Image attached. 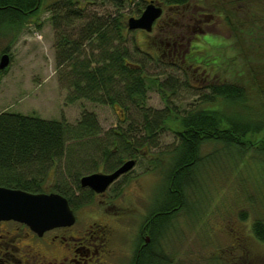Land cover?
<instances>
[{"label":"rangeland","instance_id":"1","mask_svg":"<svg viewBox=\"0 0 264 264\" xmlns=\"http://www.w3.org/2000/svg\"><path fill=\"white\" fill-rule=\"evenodd\" d=\"M56 1L42 0L38 11L28 17L23 26L10 31L1 30L0 58L7 54L10 62L7 70L0 73V111H16L45 119L58 120L64 117L67 122L74 124L82 110L86 109L95 113L100 126L99 135L93 139H102L109 129L119 125L120 119L124 118L120 125L124 127L129 118H137L139 111L123 101L109 105L93 103L84 98L73 102L69 100L72 61L60 60L62 49L56 45V32L50 21V8ZM148 1L135 0V4L124 10L125 22L129 17L137 16V7L142 9L141 5L144 6ZM213 1L190 0L180 7L163 6L159 23L150 33L126 30V44L133 53L130 61L143 64L146 72L158 81L164 79V70L166 75L173 70L164 67L171 60L186 69L189 67L187 79H180L181 82H187L186 87H180L176 95H171V106L179 114L201 107L216 110L220 116L225 113L238 117L241 113L247 114L243 111L249 106L254 112L248 114L260 112L261 115L264 107V0H247L246 3L234 5L215 0L216 7ZM90 2L86 5L81 3L84 17H105V13L113 10L100 0ZM194 12L202 14L201 22L188 21V16ZM227 19L231 21L230 25ZM182 22H190L196 30L190 28L183 35L177 32L174 35L172 30H178ZM82 24L83 20L68 26L62 25V29L67 30L72 39ZM168 34L182 38L181 42L176 43L175 58L170 57V50L161 49ZM172 44L175 43L169 45ZM88 47L87 43L82 46L85 53ZM135 47L139 52L135 51ZM157 59L160 61H155ZM202 78H206L205 82L209 85L201 83ZM151 82L145 95V106L152 110L163 109L165 100L156 89L157 83ZM224 82L243 86L247 104H229L220 97L213 104L198 100L199 93L209 90L205 88ZM177 121L179 119L175 117L170 119L168 129L158 135L159 149L148 146L139 153L128 175L120 177L109 188L106 202L98 197L77 210L76 227L84 228L94 221L105 222L110 227L109 251L105 258L107 264H131L136 253L135 246L149 236L146 228V232L140 233L141 227L154 198L163 193L172 161L169 149L177 141L172 130H182ZM261 136L264 137V129L256 135L249 134L242 138L241 142H246L248 146L244 145L243 150H239L240 155L223 146V143L208 142L200 146V157L212 155L206 157L208 159L200 166L196 183L185 190L188 211H179L159 240L160 249L169 257L170 264H221V261L229 264V259L239 257L242 251H246L255 264L264 262V242L259 241L252 232L253 222L264 220L262 161L250 147L251 143H259ZM69 141V145L73 143ZM87 146L83 152H76L80 155L79 165H73L71 173L76 171L84 174L89 171L87 167L92 168L93 163L87 158L92 155L96 145ZM160 150H166V153L160 154ZM158 157L157 164L155 160ZM57 166L58 170L52 168L44 181L46 192L52 191L50 189L56 175L59 179L65 172L70 174L66 169L67 158L61 159ZM96 171H102V166ZM5 227L11 231L10 237L19 248L32 245L46 254L37 244L31 243L24 229L19 228L17 231L14 224L1 225L0 235L4 233L2 229ZM2 240L0 238V243ZM56 244H59L58 255L64 256L70 250V246L67 249L58 241ZM21 255L25 259L24 253Z\"/></svg>","mask_w":264,"mask_h":264},{"label":"trees","instance_id":"2","mask_svg":"<svg viewBox=\"0 0 264 264\" xmlns=\"http://www.w3.org/2000/svg\"><path fill=\"white\" fill-rule=\"evenodd\" d=\"M153 1L161 2L163 6L180 7L190 0ZM223 1L234 5L246 3L247 0ZM41 2L42 0H0V34L2 29L10 31L23 26L27 18L38 11ZM82 2L84 5L91 4L90 0H58L50 8V21L56 32V45L62 49L60 60L72 61L73 76L69 80L72 87L69 100L73 102L84 98L93 103L109 105L123 101L138 108L139 114L135 119L129 118L124 127L120 126L124 118L120 119L119 125L109 129L102 139H93L100 133V126L93 111L83 109L74 124L67 122L64 117L58 120L45 119L16 111H0V186L31 193L46 192L44 181L49 177V171L52 168L57 169L56 164L67 158L66 169L70 174L65 172L59 179L56 175L51 192L62 194L72 206L75 203L76 191L79 192V197L90 200V195L81 191V177L97 172L99 166H102V173H110L124 161L135 160L148 146L159 149L158 135L168 129V121L175 117L179 119L177 122H180L182 130L171 129L177 137L176 144L169 149L172 156L171 166L166 174L163 193L154 198L143 224L144 230L148 229L150 242L145 247L138 245L140 249L134 254L131 263L170 264L171 260L160 249L159 240L166 226H170L173 217L182 209H185L184 213L188 211L185 190L196 183L200 166L204 164L206 157L212 155L200 157V146L208 142L223 143V146L240 155L244 145H247L246 142L242 143L241 139L249 134L256 135L264 129V107L261 115L260 112L250 115L248 113L254 111L247 106L243 111L247 114L241 113L238 117L225 113L220 116L216 110L201 107L179 114L175 107L171 106V95H176L180 87H186L187 82H181L180 79H187V69L171 60L164 67H170L174 71L171 70L166 75L164 70V79L158 81L146 72L143 64L130 61L133 53L126 44L125 33L128 28L124 10L135 4V0H100L113 9L105 13V17H84ZM136 4L138 6V3ZM145 5L141 7L144 8ZM213 5H217L215 0ZM143 8L137 7V16ZM81 20L82 26L76 37L71 39L67 30L62 29V25H72ZM227 21L230 25L231 21ZM85 43L89 46L87 53L82 49ZM161 46L164 51L170 50V57L175 58L178 46H166L165 43ZM134 49L139 52L136 47ZM7 68L8 66L0 70V73ZM151 81L157 83L156 89L165 100L166 106L163 109L152 110L145 106V95ZM205 89L209 90L198 94V100L202 103L213 104L220 97L223 102L229 104H247L246 90L241 85L224 82ZM262 136L259 143H251L250 147L262 161L260 167L264 172ZM85 139L93 140L84 141ZM69 140L73 142L70 145ZM93 144L96 145L94 151L87 158L93 163L92 168L87 167L89 171L84 174L76 171L71 173L73 165H79L77 163L80 155L76 152L81 153L87 145ZM165 151L159 152L164 154ZM157 161L159 162V157L155 163ZM252 232L259 241L264 242V220H255ZM229 261V264H255L251 262L253 260L246 251ZM221 264L227 263L221 261ZM261 264L264 262L261 261Z\"/></svg>","mask_w":264,"mask_h":264},{"label":"flooded vegetation","instance_id":"3","mask_svg":"<svg viewBox=\"0 0 264 264\" xmlns=\"http://www.w3.org/2000/svg\"><path fill=\"white\" fill-rule=\"evenodd\" d=\"M195 15L198 17H196ZM201 15H202L201 13L199 14L194 12L188 16V21L196 20V22L199 23L201 22V18H200ZM160 17L155 20L153 26H156V24L159 23L158 21ZM189 23L190 22L184 24V22H182L181 24H179L178 30L177 29L172 30L173 34L175 35V33L177 32L183 35L184 31L188 32L189 30H191L190 28H192L195 31L196 30L195 26H191ZM181 39L182 38H178V36H173L172 34H168V36L165 39L166 46H169L170 43L174 42L175 44L172 45L176 47L177 46L176 43L181 42ZM202 79L203 82L201 83L203 84L206 83L205 81L207 79L206 78H202ZM100 172H104V171H100ZM128 173L129 172L121 175L120 177L126 176L128 175ZM117 180L111 183V185L103 193H96L91 188L82 187L81 191H83L86 195H90L91 198L90 200L79 197V192L76 191L75 199H74L75 203L73 206L70 204L68 200L69 205L72 208L75 215V222L71 226L55 227L45 231L42 235H38L23 223H19L15 221H0V226L1 225L8 226L14 224L16 225L17 231L20 230L19 228L24 229V231H26V234L30 237L31 243L37 244L39 249H42L46 253L43 254L39 250H36L32 245H25L24 248L23 247L19 248V246L13 243V239H11L10 237L11 231L6 229L5 227L4 229H2L4 233L0 235V238L3 239L2 242L0 243V264H107L105 258L109 251L107 249V245H108L110 227L106 225L105 222L101 223L98 221L91 222L87 224V226H85L84 228L80 226L79 228L76 227L77 226L76 224L78 222L77 210L87 206L93 199H96L98 197H101L102 200L106 202L105 197L107 196V192L109 188L117 182ZM102 211L104 214L105 209H103ZM144 226L145 225L141 227V232H140L141 234L146 232L144 231L143 228ZM146 238L147 237H144V240L143 241L141 240L142 242L139 243V247L141 244L145 247L150 242V237L148 236V240ZM57 241L61 243L64 246V248L69 249L68 247L70 246V250H67L66 255L64 256L58 255L57 251L59 244H56ZM139 247L138 245L135 246L134 250L137 252L140 249ZM21 253H24L25 259L23 258ZM15 254H19V256H15Z\"/></svg>","mask_w":264,"mask_h":264},{"label":"water","instance_id":"4","mask_svg":"<svg viewBox=\"0 0 264 264\" xmlns=\"http://www.w3.org/2000/svg\"><path fill=\"white\" fill-rule=\"evenodd\" d=\"M163 11V4L149 1L139 16H131L127 20L129 30L150 32L152 25ZM10 62L9 56L0 58V70H4ZM134 159L124 161L110 173L95 172L81 177L80 186L91 188L96 193H103L121 175L131 171ZM0 221H15L27 225L33 232L42 235L55 227L71 226L75 215L65 196L58 192L31 193L21 189L0 186ZM148 240V237L146 238Z\"/></svg>","mask_w":264,"mask_h":264},{"label":"bare ground","instance_id":"5","mask_svg":"<svg viewBox=\"0 0 264 264\" xmlns=\"http://www.w3.org/2000/svg\"><path fill=\"white\" fill-rule=\"evenodd\" d=\"M126 25H127V22H126ZM153 25H154V23H153ZM153 25H152V29H153V27H154ZM128 30H129V29H128ZM137 30H140V29H137ZM129 31H133V30H129ZM141 31H144V30H141ZM151 31H152V30H151ZM151 31H150V32H151ZM146 32H147V31H146ZM150 32H148V33H150ZM163 43H165V44H166V41H165V42H163Z\"/></svg>","mask_w":264,"mask_h":264}]
</instances>
